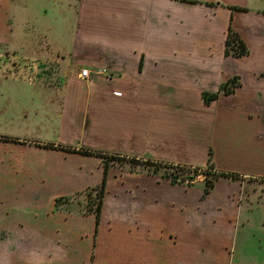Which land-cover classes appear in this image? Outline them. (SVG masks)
I'll return each instance as SVG.
<instances>
[{"label":"crops","instance_id":"crops-1","mask_svg":"<svg viewBox=\"0 0 264 264\" xmlns=\"http://www.w3.org/2000/svg\"><path fill=\"white\" fill-rule=\"evenodd\" d=\"M189 1L192 2L55 0V11L51 9V13V7H29L23 13H28L30 22L40 15L51 23L57 13L65 22L69 12L74 14L71 20L76 32L72 43L67 49L58 44L55 53L67 63V83L74 80L85 87L74 93V99L70 98L72 92L67 83L55 87V92L62 94L60 102L64 105L60 129L69 119L68 108L76 106L83 119L81 133L74 138L83 144L88 132L96 141V145L85 146L121 157H148L152 163L191 167H206L211 151L214 169L238 179L222 176L216 180L215 188L204 195L200 182L186 188L157 171L128 170L123 177H116L112 170L100 221L102 224L107 207H111L108 227L123 223V231L117 230L123 235V243L107 249L96 247L91 260L92 239L97 238L95 216L59 218L54 213V202L60 196L100 184L104 166L97 157L46 148L40 139H20L25 143L15 147L18 161L23 164L18 173L21 180L14 183L21 195L18 201L24 199L22 206L35 208L38 213L48 208L53 213L35 224L24 216L9 217L3 207L11 202L1 187L0 232L16 235L20 247L4 239L0 244V264H230L221 261L218 254L227 256L237 238L244 182L264 181V7L257 6L259 0ZM11 2L0 0V12L5 11L0 17V35L6 30L11 33L15 19L20 18L17 10L10 8ZM57 25L46 22L41 27L45 30H41L45 44L51 50L47 32ZM230 27L247 44V56L226 55ZM81 68H89L92 77L80 79ZM100 70L112 73L113 78L97 74ZM131 70L137 72L135 75L152 73L160 79L141 86H112V80L121 82ZM198 74L215 76H208L217 81L213 92L234 77L240 86L233 93H220L209 104L202 97L206 89L196 90V100H190L182 93ZM181 109L186 110L183 116L192 124H178ZM108 119L110 128H102ZM48 142L63 144L57 140ZM75 159L81 160L73 162ZM70 162L76 168H70ZM38 184L55 187L46 202L39 201L44 198L40 197ZM26 188L33 195H26ZM3 215L5 218H1ZM197 218L209 221L210 229L191 227ZM57 223L63 225L61 232L53 228ZM92 228L91 242L80 245L75 237L83 229ZM26 236L57 239L37 248L23 246L22 237ZM58 237L68 240L63 243ZM198 238L200 245L196 244ZM167 245L172 253L168 259ZM205 246V252L215 254V260L197 261L193 257ZM25 247L29 253L22 255Z\"/></svg>","mask_w":264,"mask_h":264},{"label":"rangeland","instance_id":"rangeland-1","mask_svg":"<svg viewBox=\"0 0 264 264\" xmlns=\"http://www.w3.org/2000/svg\"><path fill=\"white\" fill-rule=\"evenodd\" d=\"M54 2L55 0H13V2L10 3V8L12 11L17 10V16L20 18L15 19L13 23L14 28L11 33H8L9 31L6 30L5 34L0 35V189L1 187L5 188L3 194H5L6 198H8L11 202L10 204H6L3 207V210L9 211V217L24 216L27 221L34 224L42 219H49L47 216L48 214L51 215L53 210L49 212L50 209L48 208L44 209L42 213H38L35 208L22 206L24 199L22 201H18L21 198V195L19 196L17 187H14V183L21 180L20 174L18 173L22 172L23 164L18 161L19 156L17 157V155L19 154V151L15 147H18L17 144L19 143H25L20 139H40V141L46 143L45 145L43 144V147L50 149H54L50 147L51 144L55 146L60 145L48 142L56 140L63 143V146H71L77 149L82 147L92 149L89 147L90 144L96 145L95 139L88 132L85 134L86 136L83 144L89 146L81 144L79 142L81 139L78 137L74 138L75 134L81 133V120L83 119L81 117V110L77 109L76 106L72 108L71 105L70 108H68L69 119L65 118L67 124L65 128H59L61 107L64 105L62 106L60 102L62 94L59 90V92H55V87L60 86L61 88L66 85L68 78L65 72L68 66H66L67 63L65 61L63 62L61 61V58L57 57L55 52L58 48V44L61 48L67 49V47H69L72 43V39L76 32L75 23L71 20V18L73 19L74 14L69 12L68 22H65L64 19L61 18V13H57V18H55V20L58 22H55V20L52 19L51 21L53 22L51 23L48 18L47 20H44V17H41L40 15H37V20L35 22H30L28 20V13H23L26 11L25 9H28L29 7H37L39 9L42 8V10H44L45 7H51L49 8L51 13L52 10L55 11ZM257 2L258 7H264V0H259ZM4 12L5 11L0 12V17H3ZM4 17L6 19L8 18L7 15H4ZM46 22L49 24L58 23L57 26L47 32L49 33L48 37L52 42L51 47L53 50L45 44L44 34L41 32V30L45 31L41 27L44 26ZM136 73L137 72L131 70L121 82L112 80L111 84L112 86H129L132 84L133 86H141L150 84L153 80L157 81L160 79V77H157L152 73L135 75ZM208 76L215 78V76ZM208 76L198 74L196 81L192 80L190 84L185 85L186 88L184 92L182 91V94H186L185 96L189 97L190 100L191 97L196 100V90L198 89H206L208 92L217 90V81L213 78H209ZM178 85H181V83L179 82ZM67 86H70L71 88L72 94L70 95V98L74 99V93L76 91H80L82 87H85V84L71 80L67 83ZM71 101L72 100H70V102ZM63 109L65 110V108H62V110ZM185 111V109H181V118L176 120L177 122L179 121V125H186L187 123L192 124L189 118L183 116ZM109 121L110 120L108 119L106 123H102L101 127L110 128ZM105 153L109 168L100 215H102L104 197L107 192L106 188L111 177L110 174L112 175V170L116 171V173L113 172L116 177H123L125 172L128 170L155 173L154 170L156 167L153 164L161 165L159 163L156 164L150 162V159H147L146 157H119L112 160L108 159L110 158L111 153ZM97 158L101 161V163L103 162L101 158ZM77 160L81 159H75L73 162H77ZM172 165L175 164L162 165V167L157 171L158 174L169 179L171 182L172 179L167 177V173L173 172L175 169ZM181 165L184 166V164ZM69 167L76 168L75 164H72L71 162ZM187 180H189V182L183 181V177L179 175V179L173 183L186 188L199 184V182L204 185L205 176L198 175L196 178H188ZM40 181H42V179ZM38 185L40 186V197L44 198L42 201H39L42 203L46 202V198L51 196L55 187L53 185ZM101 185L102 182L96 186H89L82 191L60 196L64 198L66 197V200L63 199V204H61L59 208L54 206V213L58 214L59 218H61V216L62 218L64 216L72 218L77 216L81 217V215L93 214L91 212H94L98 207L97 205L99 200L97 198V192L99 191ZM26 191V195H33L32 192L28 191V188H26ZM242 191V201L244 206L242 217L239 218L237 222V238L228 250L227 256H225V253L218 255L219 257H222L221 261H228L230 264H264V181L247 180L244 182ZM116 192L118 191L116 190ZM119 193L121 194L122 191L120 190ZM1 196L2 191L0 190V197ZM55 203L56 200L54 204ZM107 208L108 211L104 213L102 224L100 221L98 225L96 234L97 238L92 239L93 255L91 260L95 257L94 252L98 246L101 247V249H107L109 247L112 248L114 245L119 247L123 243L121 240L123 235L117 233V230L123 231V223L119 221L115 226H111L109 229V218H111L113 211H111V207ZM51 209H53V205ZM1 218H5V216L3 215ZM44 223H48V221L46 222L45 220ZM62 226L63 225L57 223L53 228L59 229L58 232H61ZM193 226H197L200 231H202L203 228H207V230L210 229L209 221L206 222L201 218H197L196 221L192 222L191 227ZM9 235L10 232L2 230L0 232V244L5 239L7 243L16 244V246L20 247L17 240L20 238L15 237L16 235L14 237L13 235ZM81 235L75 237L76 240L80 241V245H85L86 242H91L93 228L89 231L83 229V231H81ZM53 239L55 238H32L26 236L22 237L23 242H21L23 243V246L28 245L29 247V245H37V248H39L40 245L48 246L47 244L54 243ZM58 239H61L63 243H66L68 240L67 237H58ZM70 239L72 241V238ZM196 244H201L200 238H198ZM168 246L170 245L165 247V252H168L166 254L167 259L170 255L172 256V253L169 250L170 247ZM28 247H25L24 249L22 248V255H27L29 253ZM207 249L208 248L205 246L204 251L193 254V257L197 261L215 260V254H207L205 252ZM106 256L107 255L105 254L104 257Z\"/></svg>","mask_w":264,"mask_h":264},{"label":"trees","instance_id":"trees-1","mask_svg":"<svg viewBox=\"0 0 264 264\" xmlns=\"http://www.w3.org/2000/svg\"><path fill=\"white\" fill-rule=\"evenodd\" d=\"M188 2H192L189 0H186ZM250 50L247 46V44L244 42V40L240 37V35L232 29V27L229 28V32L226 38V55L229 56H235V57H241V56H247L249 54ZM240 86V82L238 81L237 77H234L233 79L228 80L224 84H222L217 92H208L204 91L202 94L203 100L206 104L211 103L212 101L218 99L220 93L224 94H230L233 93L237 87ZM7 141H10L6 138H3ZM14 141V140H12ZM16 141V140H15ZM51 148L58 149V150H63L66 152H73V153H80L83 155H89V156H96L99 157L103 160L102 164L104 166V177L102 181V185L100 186L99 191L97 192V198L99 200L98 202V207L95 209L93 213L96 216V232L95 235L97 234V228L100 223V214H101V208H102V199H103V194L105 191V184H106V179H107V172H108V160L106 158V153L101 151V150H94L90 148H73L71 146H55V145H50ZM121 156L116 155V154H111L110 158L115 160ZM149 159L148 157H146ZM150 161V160H149ZM213 158H212V152L210 151L207 166L206 167H191V166H182V165H172L174 166L173 172H168L167 177L172 179V182L177 181L179 179V175L183 177V181L185 180L184 178H196L198 175H204L205 176V181H204V195L210 193L213 188L215 187L216 180L219 179L222 176L225 177H230L232 179H238L237 176L234 175H228L225 173H220L217 172L214 169V164H213ZM157 164V163H156ZM156 168L154 171H158L162 167V165H169V164H161V165H155L153 164ZM171 166V165H170ZM178 166V167H177ZM63 199L66 200V197H60L56 199L55 207L59 208L61 204H63Z\"/></svg>","mask_w":264,"mask_h":264},{"label":"built area","instance_id":"built-area-1","mask_svg":"<svg viewBox=\"0 0 264 264\" xmlns=\"http://www.w3.org/2000/svg\"><path fill=\"white\" fill-rule=\"evenodd\" d=\"M97 74H104L107 78H113V74L109 73L107 70H100ZM78 77L83 80H87L92 77V72L89 68H82L78 74ZM116 95H121L120 92H116ZM176 166V165H175ZM184 181L189 182V180L185 179Z\"/></svg>","mask_w":264,"mask_h":264},{"label":"flooded vegetation","instance_id":"flooded-vegetation-1","mask_svg":"<svg viewBox=\"0 0 264 264\" xmlns=\"http://www.w3.org/2000/svg\"><path fill=\"white\" fill-rule=\"evenodd\" d=\"M225 53H226V51H225ZM231 56V55H230ZM235 57V56H234Z\"/></svg>","mask_w":264,"mask_h":264}]
</instances>
